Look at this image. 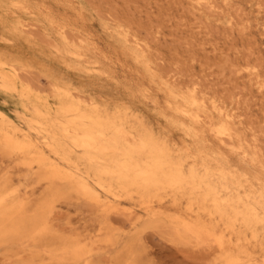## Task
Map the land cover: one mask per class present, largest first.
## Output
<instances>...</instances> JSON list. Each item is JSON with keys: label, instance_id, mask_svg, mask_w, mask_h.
<instances>
[{"label": "rangeland", "instance_id": "374dc122", "mask_svg": "<svg viewBox=\"0 0 264 264\" xmlns=\"http://www.w3.org/2000/svg\"><path fill=\"white\" fill-rule=\"evenodd\" d=\"M1 1L0 111L6 120L0 116V197L24 200L30 213L63 184L47 180L33 155L44 152L67 167L51 149L50 131L54 126L62 134L71 117L61 107L75 101L86 113L114 119L127 143V137L132 145L150 138L185 172L195 168L209 177L224 201L216 210L212 198L205 199L207 184L148 193L107 177L111 188L102 189L88 171V157L75 148L72 173L85 177L104 204L61 185L67 187L52 202L48 233L0 241V264H226L234 258L264 264V0ZM5 136L34 148L7 149ZM63 139L70 148L71 140ZM99 158L114 167L110 157ZM135 160L144 165L148 152ZM246 210L253 218L244 217ZM150 214L156 221L148 225ZM190 222L202 224L207 235L186 230ZM69 242L83 248L80 259Z\"/></svg>", "mask_w": 264, "mask_h": 264}, {"label": "bare ground", "instance_id": "6f19581e", "mask_svg": "<svg viewBox=\"0 0 264 264\" xmlns=\"http://www.w3.org/2000/svg\"><path fill=\"white\" fill-rule=\"evenodd\" d=\"M67 36H69V35H67ZM14 45H16V44H14ZM14 45H12V46L14 47ZM9 46H11V45H9ZM12 46H11V48H13ZM16 50H18V49H16ZM65 60L67 62V57ZM57 61H58V57H57ZM62 61H63V59H62ZM66 62H64V63H66ZM62 64H63V62H62ZM65 65H67V64H65ZM70 65L73 67L72 64H70ZM15 69H17V68H15ZM21 78H23L22 75H21ZM4 79L6 80V85L8 87H12L10 85V80H8V78H5V77H4ZM57 90H58V87H57ZM24 93H26V92H24ZM31 93L33 94V92H31ZM74 95L77 96L79 94H74ZM36 96H37V94H35V97ZM53 96H55V95H53ZM192 96L194 97V95H192ZM170 97H172V96H170ZM174 97H176V96H174ZM179 97H182V96H179ZM186 98H188V97H186ZM178 99L181 100V98H178ZM194 100L196 101L198 99L195 98ZM194 100H190V101L193 102ZM188 105H190V104H188ZM192 105H194V104H192ZM170 107H171V105H170ZM186 108H189V107H186ZM193 110L195 111V109H193ZM37 112L40 115V117H42V118H46L48 116L47 111L37 110ZM176 112H178V111H176ZM199 112H200V110L198 111V113ZM61 114L66 116V117L69 115L71 118L68 119L66 122H63V127L60 128L62 130L61 131L62 134L59 133L60 132L59 129H54V126L52 127L53 129H51V131H50L51 138H52V142L50 143V146H51L52 150L57 151V152H55L57 155H59V154L61 155L60 158L64 161V163H65V165H67V167L65 169H63L60 165L53 163L51 161V158L50 157L48 158L44 152H35L33 155L34 161L36 163H38L42 173L45 172L46 179L47 180L50 179L52 182H54L53 185L55 184V181L63 182V184H61V185H65V183L69 184L71 186H69V185L68 186L73 187L76 192L83 193V194L87 195L88 198L89 197L95 198L96 200L99 201V204L102 202V199L99 198V196L96 195V193H94V191L92 190V187L90 186V184L88 183V180L85 177H78L72 173L71 169L72 168L78 169V167L73 165L74 163H73V160L71 158V153H72L71 151H74L75 148H80L84 151V154L88 157V161L91 163L90 164L91 169H89L88 171H91V170L95 171L94 175H95L96 181H97L98 185L100 186V188H102V189L110 190V188H111L110 185L105 183V179L107 177L118 178L119 182L123 185L122 187H125L127 185V183L128 184L130 183L131 185H136V186L142 187L146 191L148 190V193L151 191L152 188H160V187H165V186H170L171 188H176V189H178V187H179V190H180L182 187H184L187 184H192L191 187H193L196 184H199V187H201L203 184L204 185L207 184L208 190L205 193L206 194L205 199H207L208 197H211L212 201H214L216 210L221 211L220 207H221L222 201H224V200H220V196H218L219 192L217 193V187H216V185H214L215 183L213 184L214 181L211 182L209 177H202L203 175L201 177L198 176V173L196 172L195 168H191L188 173L185 172L183 167L180 164L174 162L172 159H170L169 155L166 152H164L165 150L162 148L160 149V147H158L157 144H155L152 139L144 138L140 141L139 145H132L130 143V142H132V138L127 137V138H130V142L127 143L126 137H125L124 133L122 132V129L117 125V123L114 119L112 120L111 118H109V116H105V115H103V113L97 112L96 110H94L92 113H86L81 109L79 103L75 102V101H71V103H68V104H63L61 107ZM187 114H189V113H187ZM194 115H196V114H194ZM194 115L191 119L192 121H193V119H195ZM0 116H2V118L4 119L3 121L6 120L4 113H2L1 111H0ZM187 116H190V114ZM197 117L199 118V116H197ZM198 118H197V120H199ZM197 120H194V121H197ZM161 122H162V120H161ZM196 124H197V122H196ZM53 125H55V124H53ZM204 126H206V125H204ZM227 128L228 127H226V129ZM198 129L199 130H197V131L200 134L201 130H200V128H198ZM219 131L221 132L222 130L219 129ZM10 135H12V134H10ZM178 135H179V133H178ZM65 137H67L71 140L72 145L70 146V148L69 147L67 148L66 146H68V145L65 142H63V140H64L63 138H65ZM203 137H205V136H203ZM2 143L7 149H11L12 151H17V152H21V153H25L28 150H31L32 148H34V145L31 142H29L27 140L17 141L14 138H12L11 136H5L2 140ZM123 143H126L127 145L124 148V152L120 153V151H121L120 149H121V146L123 145ZM5 147H4V149H5ZM60 151H62V152H60ZM144 152H148V161L145 162V164L143 165V163H141L139 160H135V158L140 156ZM117 154L124 156L126 160L123 162H118L117 157H116ZM100 155L108 156L111 159H113L115 161L114 165H113L114 167L108 169L105 166L104 162H100V161L97 162V159H100L99 158ZM134 160H135V162H133ZM27 166H28V164H27ZM34 171L37 172L36 170H34ZM33 174H34V172H33ZM214 176H215V174H214ZM88 177H91L90 173H88ZM42 180H44V178H42ZM51 181H48V182H50L52 184ZM41 184H43V183H41ZM53 185H51V187ZM55 185L56 186H55V188L53 187L54 189H52L50 196H48L47 198H45L43 200L41 199V202L37 203L35 206L33 204H31L34 207V210H33V212H30V213H29V211L28 212L26 211L27 206H25L24 200H23V202L20 201V203L17 202V200L15 203L14 202L9 203L8 202V196L1 195V197H0V217L2 218V222H3L2 224H0V241L1 242L2 241H4V242L5 241H17V240H20V239H23L26 237L36 238L39 235H45L48 233V228H47L48 224L46 225V220L50 218V217L48 218V214L50 212L52 202H54V200L57 199V197L60 194H63V191L66 190L65 188L67 187V186L66 187L61 186L60 183L58 184L59 186L57 184H55ZM68 189L70 190V188H68ZM194 189H196V188H194ZM80 196H82V195H80ZM87 196H86V198H87ZM18 198H20V197H18ZM88 198H87V200L90 199V198L89 199ZM95 199H93V201ZM90 200H92V199H90ZM227 200L228 199H226V201ZM93 201H91V202H93ZM107 201L108 200H106V202ZM94 202H97V201H94ZM108 202H110V201H108ZM112 203L113 202H110L109 205ZM106 204L108 205V203H106ZM107 205H105V206H107ZM119 205H121V204L118 203V206ZM114 206H116V204ZM101 207L103 208V206H101ZM105 208H108V207H105ZM121 209H123V207ZM252 210H254L255 214H259L258 209H256V207H252ZM245 213L246 214L244 215V217L253 218V213L249 214V211H247V210L245 211ZM151 214H150V217L148 218V225L151 223H154V221H156L155 220L156 215L152 216ZM247 214H249V215H247ZM162 218H164V217H162ZM256 219H258V215H257ZM245 221L248 222L247 219ZM167 222L168 221H166V223ZM48 223H50V219L48 220ZM190 223L191 224L186 223L184 226H185L186 230L190 231L191 233H193L192 231H197V235H200V232L204 231V230H201L202 224L195 223L194 225H192V222H190ZM190 225H192V226H190ZM179 227L181 228V225ZM173 228H175V230H176V227H173ZM181 229L183 230V227ZM198 231H200V232H198ZM54 232H55V230H54ZM204 232L206 233V231H204ZM204 232H201V233L205 234ZM209 233H210V231H209ZM57 234H60V232L59 233L57 232ZM205 235H207V234H205ZM205 235H204V237H206ZM210 235H211V233H210ZM210 235H209V237H210ZM56 237H58V236H56ZM62 237L64 238V235ZM74 237H76V236H74ZM70 239H75V238H70ZM132 239L133 238H131L130 241ZM218 239H217V241H218ZM30 240L33 241V239H30ZM34 240H37V238ZM209 240L211 242V238H209ZM81 241H82V243L84 242L83 240H81ZM130 241H128V242H130ZM33 242H30V243H33ZM65 242L67 243L66 240L64 241V243ZM125 243H127V242H124L121 244L123 245ZM132 243H134V242H132ZM68 244L69 245H68L67 249L70 251V253L73 254V257L76 258L77 260L80 259L82 254L84 253L83 248L80 247L79 245L75 244V243L69 242ZM87 244H84V245L87 246ZM33 245H34V243H33ZM116 245H118V243ZM212 245L213 244L211 243L210 246L213 249ZM225 245H227V244H225ZM40 246H41V244H40ZM132 246H133V244H132ZM43 247L46 248V246H43ZM9 248H11V247H9ZM114 248H115V246H114ZM128 248H132V247H128ZM61 249L62 248H60V252H61ZM217 249H218V247H217ZM46 250H49V247H47ZM54 250H55V248H54ZM115 250H114V252H115ZM57 251H58V249H57ZM124 251H122V252H124ZM52 253L55 254L56 252L52 251ZM67 254L70 255L66 251V255ZM55 256H57V255L55 254ZM93 258H94V256L91 259H93ZM116 258H117V256H116ZM84 259H85V257H84ZM91 259H90V261H91ZM237 261L238 260L235 258L230 259L226 264H241V262L238 263ZM120 262L122 263V260L118 261V264H121ZM124 262H126V261H124ZM97 263H99V262L97 261L96 264ZM84 264H85V262H84ZM86 264H87V260H86ZM99 264H101V263H99ZM128 264H131V263H128ZM133 264H135V263H133ZM249 264H250V262H249Z\"/></svg>", "mask_w": 264, "mask_h": 264}]
</instances>
